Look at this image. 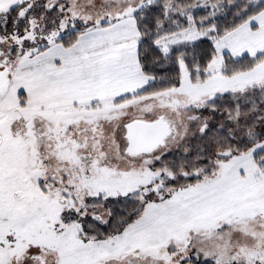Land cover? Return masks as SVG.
Instances as JSON below:
<instances>
[{"label":"snow or ice","instance_id":"obj_1","mask_svg":"<svg viewBox=\"0 0 264 264\" xmlns=\"http://www.w3.org/2000/svg\"><path fill=\"white\" fill-rule=\"evenodd\" d=\"M0 264H264V0H0Z\"/></svg>","mask_w":264,"mask_h":264}]
</instances>
